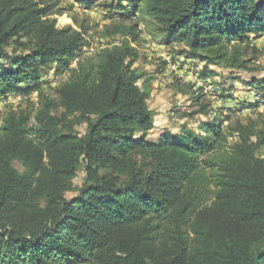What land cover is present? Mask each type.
<instances>
[{"label": "trees", "instance_id": "obj_1", "mask_svg": "<svg viewBox=\"0 0 264 264\" xmlns=\"http://www.w3.org/2000/svg\"><path fill=\"white\" fill-rule=\"evenodd\" d=\"M115 1L190 56L227 68L249 70L251 35L264 34V0ZM52 9L50 0H0V59L14 65L0 64V95L39 96L0 116V264H264L263 128L208 124L149 140L150 90L129 64L138 24H111L122 41L70 66L86 40ZM58 58L68 76L56 99L37 81Z\"/></svg>", "mask_w": 264, "mask_h": 264}, {"label": "rangeland", "instance_id": "obj_2", "mask_svg": "<svg viewBox=\"0 0 264 264\" xmlns=\"http://www.w3.org/2000/svg\"><path fill=\"white\" fill-rule=\"evenodd\" d=\"M50 3L54 13L51 17L58 25H72L83 32L86 40V45L70 60V66H76L78 60L94 55L106 45L122 41L121 34L109 33L111 24H138L137 39L131 41L135 55L129 64L141 74L138 84L147 85L150 90L148 106L153 113L154 125L147 133L149 140L158 141L167 133H204L202 127L208 124L226 128L231 124L254 121L264 130V34L251 35V43L257 52L250 55V69H233L190 56L186 45L172 39L151 17L142 12L124 15L115 0H96L92 5L80 0H50ZM138 4L144 6L145 1L140 0ZM14 47L13 43L8 45V52L14 53ZM26 52L25 48L16 51L17 54ZM12 62L13 59H0L5 69L14 68ZM67 64V58H58L40 68L37 82L53 98H59L56 90L67 79ZM33 84L28 80L21 86L27 90ZM38 101L37 90L30 94L15 91L0 95V116ZM62 112L63 108L57 110L59 115ZM75 129L85 134L87 123L76 125ZM235 138L232 136L230 140ZM13 165L20 173L25 171L20 161L15 160ZM84 177L85 171L81 168L74 181L75 188ZM73 194L69 192L68 196Z\"/></svg>", "mask_w": 264, "mask_h": 264}]
</instances>
